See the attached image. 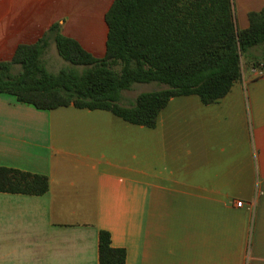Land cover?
Listing matches in <instances>:
<instances>
[{
	"label": "crops",
	"instance_id": "crops-1",
	"mask_svg": "<svg viewBox=\"0 0 264 264\" xmlns=\"http://www.w3.org/2000/svg\"><path fill=\"white\" fill-rule=\"evenodd\" d=\"M113 1L0 0V59L66 14L85 19L64 34L104 53ZM263 8L233 0L237 30ZM103 36L104 50L82 43ZM254 68L213 103L172 97L155 127L0 93V166L50 183L40 195L0 191V264H99L101 230L125 248L123 264H264V74Z\"/></svg>",
	"mask_w": 264,
	"mask_h": 264
},
{
	"label": "trees",
	"instance_id": "trees-1",
	"mask_svg": "<svg viewBox=\"0 0 264 264\" xmlns=\"http://www.w3.org/2000/svg\"><path fill=\"white\" fill-rule=\"evenodd\" d=\"M105 21L104 53L64 34L59 22L34 42L20 43L10 59H0V93L37 109H105L155 127L172 97L196 94L213 103L242 79L246 65L264 70V8L249 13L243 30H237L233 0H114ZM50 35L63 59L86 67L51 71L43 59ZM254 48L260 53L252 54ZM153 81L166 87L122 103L134 83ZM49 186L46 175L0 166V191L40 195ZM126 258L125 248L114 247L109 231L101 230L99 264Z\"/></svg>",
	"mask_w": 264,
	"mask_h": 264
},
{
	"label": "rangeland",
	"instance_id": "rangeland-1",
	"mask_svg": "<svg viewBox=\"0 0 264 264\" xmlns=\"http://www.w3.org/2000/svg\"><path fill=\"white\" fill-rule=\"evenodd\" d=\"M66 19L67 22L63 25L62 24V32L63 33H72V27L73 26H78L77 21L80 20V23L83 19H85L83 16L81 15H76V16H68V14H66ZM79 19H78V18ZM102 27L106 26L104 21H100ZM82 25V24H81ZM100 27V26H98ZM82 43L86 46L89 47H94L96 49H100V50H104L105 48V36L100 37V40H95V41H82ZM43 59L45 61V63L47 64L48 68L53 71V72H57L59 71L61 68L63 67H73V68H77L78 70H83L86 66H76L74 64H72L69 61H66L65 59H63L56 48V43L55 40L53 38L52 35L49 36L48 38V47L46 48V51L43 55ZM19 70V69H16ZM166 87V85L161 84L159 82H146V83H134L132 85V87L128 90L124 91V100L122 103L128 105L131 104L134 100L135 97L141 93V92H146V91H152V90H156V89H161Z\"/></svg>",
	"mask_w": 264,
	"mask_h": 264
},
{
	"label": "built area",
	"instance_id": "built-area-1",
	"mask_svg": "<svg viewBox=\"0 0 264 264\" xmlns=\"http://www.w3.org/2000/svg\"><path fill=\"white\" fill-rule=\"evenodd\" d=\"M255 71H257L258 75H263L264 74V70H262L261 68H254ZM238 206H242V202H237Z\"/></svg>",
	"mask_w": 264,
	"mask_h": 264
}]
</instances>
